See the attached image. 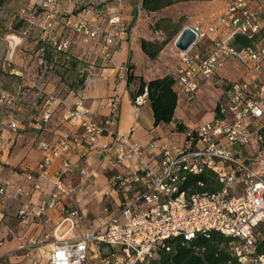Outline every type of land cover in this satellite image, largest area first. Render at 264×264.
<instances>
[{
	"label": "built area",
	"instance_id": "built-area-1",
	"mask_svg": "<svg viewBox=\"0 0 264 264\" xmlns=\"http://www.w3.org/2000/svg\"><path fill=\"white\" fill-rule=\"evenodd\" d=\"M116 21L117 17L110 19V22ZM75 26L91 36L99 32L98 26H89L81 17ZM191 27L196 33L195 41L189 49L180 51L179 63L170 73L177 96L183 94L188 101H193L201 80L212 78L228 59L237 60L245 68L246 76L224 82L214 118L185 130L179 143L160 144L159 159L152 165L145 157L147 150L155 145L153 140L144 146L130 136L116 135L111 129L118 110L114 96L108 98L109 111L101 120L94 117L82 120L79 133L56 143L40 140L38 148L43 152L38 164L40 174L47 172L55 157L63 156L54 189L48 201L42 203L40 213L45 208H53L62 195L71 191L60 177L61 172L71 170V163L64 157L70 150L84 153L98 137L112 135L109 148L113 164L136 155L139 165L133 172L111 177L110 185L118 193L119 201L101 228L87 230L71 239H57L44 264H149L156 250L171 248L170 239L190 240L211 230L232 238L229 249L239 264H264V255L258 254L255 248L256 228L264 223V81L261 80L264 76V0H229L212 23ZM236 33L252 39V44L240 48L232 45ZM210 34H214L210 47L200 49ZM111 43L112 34L106 32L103 46L108 48ZM146 101L148 94L144 87L132 99L135 113ZM50 104L48 99L42 103L41 121L50 118ZM79 104L77 101L73 114L85 113L77 109ZM204 170L215 174L221 184L219 191L188 193L181 187L188 174ZM25 177L34 179L29 172ZM11 196L7 183L0 182V197ZM70 213L77 215L75 209ZM3 216L2 205L0 224ZM17 216L23 223L28 220L25 209H19ZM67 219L72 222V218Z\"/></svg>",
	"mask_w": 264,
	"mask_h": 264
},
{
	"label": "crops",
	"instance_id": "crops-1",
	"mask_svg": "<svg viewBox=\"0 0 264 264\" xmlns=\"http://www.w3.org/2000/svg\"><path fill=\"white\" fill-rule=\"evenodd\" d=\"M107 3L104 31L112 34V43L108 48H101L84 86L68 91L60 98L59 106L49 107L51 116L47 121L50 126H47V132L42 131L38 136L36 147H32L33 138L25 142L21 139L20 143L18 140L13 146L15 152L7 157L6 150L14 142V137L0 142V161L18 165L22 170L13 172L0 165V182L7 183L12 195L8 199L0 197L4 213L0 224V264H31L33 261L44 264L52 243L57 239H71L87 230L100 229L119 201L118 193L111 188V177L116 173L133 172L139 166L136 155L113 164L109 148L112 135L98 137L84 153L70 150L64 157L71 163V170L61 172L60 177L71 191L62 195L53 208H45L40 213L42 203L48 201L54 189L56 173L60 171L63 160V156L55 157L47 172L40 174L38 164L43 157L38 148L40 140L56 143L65 136L79 133L82 120L89 117L101 120L109 111L108 98L114 96L118 100V110L111 129L116 135L130 136L144 146L153 140L155 145L147 150L145 157L152 165L159 159L160 144L179 143L185 130L214 118L224 82L246 76L245 68L237 60H226L212 78L201 80L193 101H188L183 94L177 96L173 119L155 125L149 100L140 106L137 113L133 108L132 94H137L138 78L147 81L170 74L179 63L180 51L174 40L181 29L194 25L206 27L227 7L229 0L178 1L155 11H145L141 0H109ZM113 17L118 21L110 22ZM213 36L210 34L205 38L200 49L210 47ZM166 37L169 38L167 43L155 58L143 52L141 39L162 40ZM129 72L137 79L127 84ZM77 101L80 103L77 109L85 113L73 114ZM178 123L183 125V130L176 128ZM4 158L9 161H4ZM27 172L33 175V180L25 177ZM19 209L26 210L27 222L20 221L17 216ZM73 209L77 215H71ZM67 218H72V222Z\"/></svg>",
	"mask_w": 264,
	"mask_h": 264
},
{
	"label": "rangeland",
	"instance_id": "rangeland-1",
	"mask_svg": "<svg viewBox=\"0 0 264 264\" xmlns=\"http://www.w3.org/2000/svg\"><path fill=\"white\" fill-rule=\"evenodd\" d=\"M108 1L0 0V142L14 137L7 157L18 140L33 138L36 147L38 136L50 126L39 118L42 103L48 99L52 108L59 106L60 98L75 90L69 85L96 65L104 45ZM78 17L98 26L99 32L91 36L77 29ZM0 165L22 171L9 162Z\"/></svg>",
	"mask_w": 264,
	"mask_h": 264
},
{
	"label": "trees",
	"instance_id": "trees-1",
	"mask_svg": "<svg viewBox=\"0 0 264 264\" xmlns=\"http://www.w3.org/2000/svg\"><path fill=\"white\" fill-rule=\"evenodd\" d=\"M178 1L187 0H141V7L145 11H155ZM168 37L162 40L141 39V48L150 58H155L163 46L167 43ZM231 44L237 48L249 46L252 39L240 33L234 34ZM86 75L83 74L78 82L71 83V89H79L84 86ZM137 79L131 72L127 73V84ZM139 86L137 93L147 88L148 100L153 111V122L168 123L173 119L174 110L177 104V93L173 88L174 78L171 74L156 77L145 81L138 78ZM135 95L132 94V99ZM178 130H183L182 124H177ZM181 187L188 193L210 192L220 190L221 184L215 174L210 170H204L198 174H188L182 182ZM256 252L264 255V223L256 228ZM231 237L225 236L219 231L211 230L207 235L197 234L190 240H183L181 237H174L169 240V250L158 249L155 256L150 259L149 264H239L235 255L229 249Z\"/></svg>",
	"mask_w": 264,
	"mask_h": 264
},
{
	"label": "water",
	"instance_id": "water-1",
	"mask_svg": "<svg viewBox=\"0 0 264 264\" xmlns=\"http://www.w3.org/2000/svg\"><path fill=\"white\" fill-rule=\"evenodd\" d=\"M196 38V33L191 26H184L174 40L179 51H186L191 47Z\"/></svg>",
	"mask_w": 264,
	"mask_h": 264
}]
</instances>
